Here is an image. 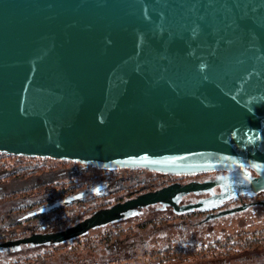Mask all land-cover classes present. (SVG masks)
Returning <instances> with one entry per match:
<instances>
[{
    "label": "water",
    "instance_id": "water-1",
    "mask_svg": "<svg viewBox=\"0 0 264 264\" xmlns=\"http://www.w3.org/2000/svg\"><path fill=\"white\" fill-rule=\"evenodd\" d=\"M0 153L224 172L15 246L63 243L147 206L203 212L264 191V0H0ZM199 191L211 196L179 205Z\"/></svg>",
    "mask_w": 264,
    "mask_h": 264
},
{
    "label": "flooded vegetation",
    "instance_id": "flooded-vegetation-1",
    "mask_svg": "<svg viewBox=\"0 0 264 264\" xmlns=\"http://www.w3.org/2000/svg\"><path fill=\"white\" fill-rule=\"evenodd\" d=\"M42 159L49 172L56 177L52 183L51 198H48L50 200L41 208L47 210V213L28 222H22L25 216L23 219L20 216L17 221L22 224L11 226V222L6 223L10 217L6 209L12 208L11 201L0 204L1 264H55V257L62 262L69 261L70 258H85L89 259L90 263L111 261V264H117L123 255L131 252L177 251L212 244L216 247L219 242L226 244L227 238L236 235H227L224 238L226 229L234 225L237 228L256 226L255 230L264 229V191H261L252 197L231 199L216 209L203 212L182 214L176 212L173 206L163 209L158 205L147 206L133 217L91 229L85 235L59 244H6L35 232L62 231L98 209L124 202L139 194L161 190L174 184L203 182L224 173L214 171L172 175L141 167L104 169L69 160ZM218 192L220 189L214 188V193ZM209 196L210 192H193L180 197L179 205L197 202ZM24 200L26 199L16 202ZM65 202L68 204H64ZM224 209L236 210L220 214ZM262 237L264 239V232ZM57 248L63 253H56L54 250ZM242 251L249 254L244 258H251L242 261L245 264H264V247Z\"/></svg>",
    "mask_w": 264,
    "mask_h": 264
},
{
    "label": "trees",
    "instance_id": "trees-1",
    "mask_svg": "<svg viewBox=\"0 0 264 264\" xmlns=\"http://www.w3.org/2000/svg\"><path fill=\"white\" fill-rule=\"evenodd\" d=\"M10 156L12 155L0 153V196L3 198L12 196V208L10 210L6 209V212L10 213V217L7 218L6 223L8 224L11 222V226H14L20 225L22 222H28L29 220H33L34 218H38L47 213V210H42L41 208L50 200L48 198H51L50 193H52V183L56 177L53 173L51 174L49 172V168L44 163V159H40L39 157L13 156L15 157V161L9 163L8 158H10ZM32 190L34 192L33 194H30ZM21 199L26 200L20 203L16 202ZM0 202L2 205L5 201ZM15 205L17 206L15 207ZM20 216H22V219L25 216V219H23L22 222L17 221ZM263 232L264 229L250 232L242 231L236 234L233 238H227L226 244H220L219 242L217 247H226V249L218 252L220 254H229L230 251L235 248H239V251L254 247L262 248L264 247V239L262 237ZM214 248V252H217L218 248L216 249L212 244L200 248L192 247L186 250L152 252V254L155 258L159 259V262L169 263L206 257L212 253ZM54 251H56V253H63L60 248H57ZM88 260L85 258L76 259L74 264H90V261ZM55 264L72 263H69V261L66 260V262L58 261ZM104 264H111V261Z\"/></svg>",
    "mask_w": 264,
    "mask_h": 264
},
{
    "label": "rangeland",
    "instance_id": "rangeland-1",
    "mask_svg": "<svg viewBox=\"0 0 264 264\" xmlns=\"http://www.w3.org/2000/svg\"><path fill=\"white\" fill-rule=\"evenodd\" d=\"M15 157L10 156L8 158V162H14ZM42 159V158H40ZM33 190L30 194H33ZM12 196H8L6 198H3L0 196V201H12ZM5 199V200H4ZM12 206V204H10ZM41 212V210H40ZM257 227L251 226V227H240L237 228L235 225L233 227H227L224 238L227 235H235L238 232L242 231H255ZM218 248L217 252H214L215 248L213 249L212 253L207 255L206 257L202 258H193V259H187L184 261H176L172 263L167 262H159L158 258H155L152 253H145V252H135V253H129L127 255H123L122 258L117 262V264H245V262H242L244 260H250L251 258H244L248 256L249 254L245 251L240 252L239 248H235L234 250H231L229 254L222 253L220 254L218 251H224L226 247L216 246V249ZM214 252V253H213ZM59 253V252H58ZM60 255V254H59ZM56 262H58V258H54ZM76 259L70 258L69 263L74 264ZM51 263V262H50ZM1 264V263H0ZM90 264H104L102 262H91ZM115 264V263H114ZM247 264V263H246Z\"/></svg>",
    "mask_w": 264,
    "mask_h": 264
}]
</instances>
